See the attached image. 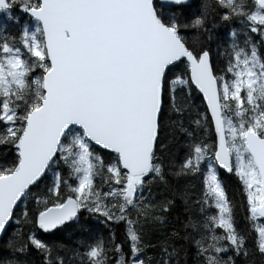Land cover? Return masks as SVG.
I'll list each match as a JSON object with an SVG mask.
<instances>
[{
	"label": "snow or ice",
	"instance_id": "1",
	"mask_svg": "<svg viewBox=\"0 0 264 264\" xmlns=\"http://www.w3.org/2000/svg\"><path fill=\"white\" fill-rule=\"evenodd\" d=\"M0 17V264H264V0Z\"/></svg>",
	"mask_w": 264,
	"mask_h": 264
},
{
	"label": "trees",
	"instance_id": "2",
	"mask_svg": "<svg viewBox=\"0 0 264 264\" xmlns=\"http://www.w3.org/2000/svg\"><path fill=\"white\" fill-rule=\"evenodd\" d=\"M4 23V20L2 17H0V25ZM228 189H229V194L232 195L236 192V186L234 181H228ZM256 264H259V259L257 258Z\"/></svg>",
	"mask_w": 264,
	"mask_h": 264
}]
</instances>
